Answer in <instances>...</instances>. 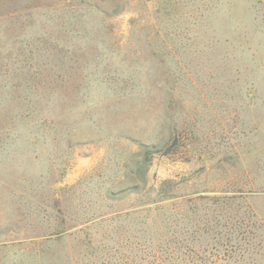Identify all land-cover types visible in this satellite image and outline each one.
I'll return each mask as SVG.
<instances>
[{"label": "rangeland", "instance_id": "374dc122", "mask_svg": "<svg viewBox=\"0 0 264 264\" xmlns=\"http://www.w3.org/2000/svg\"><path fill=\"white\" fill-rule=\"evenodd\" d=\"M90 1L0 0V264H175L189 200L224 193L237 242H199L264 264V0ZM159 142L175 197L137 214L122 190Z\"/></svg>", "mask_w": 264, "mask_h": 264}, {"label": "trees", "instance_id": "16d2710c", "mask_svg": "<svg viewBox=\"0 0 264 264\" xmlns=\"http://www.w3.org/2000/svg\"><path fill=\"white\" fill-rule=\"evenodd\" d=\"M72 0H60V2L69 3ZM116 1V0H114ZM112 0H92L89 5H92L98 11L108 14L116 12L119 9V5ZM117 0L116 2H119ZM114 2V3H113ZM105 6H103V5ZM107 5V6H106ZM166 145V144H165ZM140 154L143 155L141 159L135 162V169L131 172L133 176V182L131 186L124 188L122 191H128V195L134 194L141 200L136 203L138 209L137 214L146 210V206L154 204L155 209L161 208V203L170 200L175 197V194L169 192L167 189L168 184H171L168 180H163L158 184L150 183L147 175L150 168L151 158L155 153L168 154L171 153L169 150H164L166 146L162 144H140ZM165 147V148H164ZM111 199L116 200L120 198H114L112 195ZM239 198L236 195L224 193V194H213V195H199L189 200L190 207L187 210L188 213H192V220L190 224V231L192 234L190 237L185 236V228L183 223L177 220L175 222V229L172 233H168L170 237L166 238L169 241L174 242L175 250L182 253L181 258L175 257V264H222L220 261L226 258L214 257V254L210 252L208 244L199 242L198 234H204V236H212V240L217 249L223 248V246L234 247L238 240V235L233 236V233L239 234L238 224L239 221L236 219V214L233 213L235 210V203ZM249 208V206H248ZM199 210L204 211L203 217L199 216ZM207 213V214H206ZM174 221H172L173 223ZM207 230H205V226ZM189 233V232H188ZM189 235V234H188ZM153 260L156 264H164L167 257L164 256V251L159 250L152 254ZM224 261V260H223Z\"/></svg>", "mask_w": 264, "mask_h": 264}]
</instances>
